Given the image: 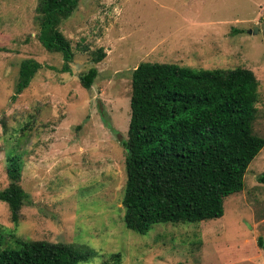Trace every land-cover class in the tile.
Listing matches in <instances>:
<instances>
[{"label":"rangeland","instance_id":"374dc122","mask_svg":"<svg viewBox=\"0 0 264 264\" xmlns=\"http://www.w3.org/2000/svg\"><path fill=\"white\" fill-rule=\"evenodd\" d=\"M38 3L0 0V190L8 157H17L26 193L17 223L0 200L3 247L16 238L73 243L94 252L80 264H112L114 253V264H264V146L221 217L140 234L125 226L122 205V140L140 62L252 70L253 128L264 137V0H79L59 25L73 50L66 72L61 53L38 40ZM99 48L105 56L94 62ZM29 58L41 67L16 94ZM90 67L98 74L85 88L78 76Z\"/></svg>","mask_w":264,"mask_h":264},{"label":"trees","instance_id":"16d2710c","mask_svg":"<svg viewBox=\"0 0 264 264\" xmlns=\"http://www.w3.org/2000/svg\"><path fill=\"white\" fill-rule=\"evenodd\" d=\"M79 0H39L38 40L60 52L61 71L73 59L70 41L59 29ZM105 56L97 49L92 60ZM41 67L21 61L15 93L22 92ZM98 71L80 73L89 88ZM259 82L252 70L193 68L172 62H140L131 75L130 120L126 149V182L122 197L125 226L145 234L156 223H184L221 217L223 201L244 187V174L264 146L254 132ZM15 98V95H13ZM9 183L0 190L10 219L17 223L26 199L20 185L21 163L8 157ZM264 180V177L261 178ZM0 223V264H80L94 252L73 243L15 239L3 247ZM260 244L263 240L259 237ZM112 264L120 262L111 254ZM176 264H184L178 262Z\"/></svg>","mask_w":264,"mask_h":264},{"label":"water","instance_id":"95a60500","mask_svg":"<svg viewBox=\"0 0 264 264\" xmlns=\"http://www.w3.org/2000/svg\"><path fill=\"white\" fill-rule=\"evenodd\" d=\"M256 31H257V27H255V29L252 30L253 33L256 32ZM249 32H251V30H249Z\"/></svg>","mask_w":264,"mask_h":264}]
</instances>
